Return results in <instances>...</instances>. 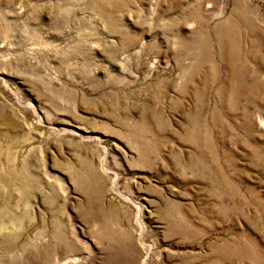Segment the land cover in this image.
I'll use <instances>...</instances> for the list:
<instances>
[{
  "label": "rangeland",
  "instance_id": "374dc122",
  "mask_svg": "<svg viewBox=\"0 0 264 264\" xmlns=\"http://www.w3.org/2000/svg\"><path fill=\"white\" fill-rule=\"evenodd\" d=\"M263 56L264 0H0V264H264Z\"/></svg>",
  "mask_w": 264,
  "mask_h": 264
},
{
  "label": "bare ground",
  "instance_id": "6f19581e",
  "mask_svg": "<svg viewBox=\"0 0 264 264\" xmlns=\"http://www.w3.org/2000/svg\"><path fill=\"white\" fill-rule=\"evenodd\" d=\"M231 30V29H230ZM229 35V34H228ZM233 39V38H232ZM249 40V39H248ZM251 40V39H250ZM255 40V39H254ZM247 42V41H246ZM260 42V41H259ZM246 44V43H245ZM250 44V43H249ZM201 45V44H200ZM247 45V44H246ZM246 47V46H245ZM249 47H251V46H249ZM253 49V48H252ZM224 50V49H223ZM260 50V49H259ZM133 51V50H132ZM246 52V51H245ZM248 52V51H247ZM134 53V52H133ZM137 53V52H136ZM249 54V53H248ZM253 57V56H252ZM264 57V56H263ZM226 58V57H225ZM244 58V57H243ZM159 61V60H158ZM208 61V60H207ZM246 61V60H245ZM254 61V60H253ZM155 62V61H154ZM247 63V62H246ZM241 64V63H240ZM256 66V65H255ZM229 67V66H228ZM256 68V67H255ZM246 69V68H245ZM257 69H258V67H257ZM237 70V69H236ZM247 70V69H246ZM260 70V69H259ZM232 72H233V70H232ZM239 72V71H238ZM241 72V71H240ZM253 75V74H252ZM263 75V74H262ZM258 79V78H257ZM195 81V80H194ZM226 83V82H225ZM243 83V82H242ZM186 84V83H185ZM260 86V85H259ZM232 87V86H231ZM220 88H221V86H220ZM225 88V87H224ZM241 88V87H240ZM253 88V87H252ZM264 88V87H263ZM249 90H250V88H249ZM249 90H248V92H249ZM227 92V91H226ZM250 94V93H249ZM242 96V95H241ZM262 96V95H261ZM199 97H200V95H199ZM255 103V102H254ZM262 105V104H261ZM196 106V105H195ZM256 106V105H255ZM259 107H260V105H258ZM252 108V107H251ZM197 109V108H196ZM260 109V108H259ZM256 111V110H255ZM258 111V110H257ZM260 111V110H259ZM256 113V112H255ZM259 113V112H258ZM257 113V114H258ZM261 114V113H260ZM243 115V114H242ZM260 116V115H259ZM255 117V116H254ZM258 117V116H257ZM264 117V116H263ZM249 118H251V117H249ZM261 119H262V115H261V117H260ZM169 120V119H168ZM259 120V119H258ZM251 121V120H250ZM260 121V120H259ZM262 121V120H261ZM256 122V126L255 127H257L258 129H261L262 130V132H264V124L263 123H261V122H258V121H255ZM244 124V123H243ZM233 125V124H232ZM249 126V125H248ZM251 126V125H250ZM13 127H15V125L13 126ZM243 127V126H242ZM6 130V129H5ZM15 130V129H14ZM245 132V131H244ZM255 132V131H254ZM261 135H262V133H261ZM7 136V135H6ZM245 136V135H244ZM14 139H15V137H14ZM19 139V138H18ZM15 141V140H14ZM13 141V142H14ZM10 143V142H9ZM15 143V142H14ZM11 146V145H10ZM13 147H14V145H13ZM15 148V147H14ZM4 149H6V148H4ZM4 149L2 150V151H4ZM8 154L6 155L7 156V159H10V161H11V159H15L16 157H17V154H14L13 152H7ZM1 159V158H0ZM8 161V160H7ZM2 162V161H1ZM1 162H0V168L2 167V166H4V165H2L1 164ZM2 165V166H1ZM8 165H10V163H8ZM13 166V165H12ZM8 167V166H7ZM4 169H5V167H4ZM12 169H14V168H12ZM6 171V170H5ZM11 174H8V173H6V172H3V173H1L0 172V182H3V181H9L10 182V176ZM23 176V175H22ZM21 176V177H22ZM100 176V175H99ZM30 180V179H29ZM5 184H6V182H4ZM20 216V215H19ZM6 218V217H5ZM9 218V217H8ZM12 220V219H11ZM18 220L19 219H17L16 220V218L14 219V220H12V221H15L16 223L18 222ZM5 226V220L4 219H0V228L2 229V227H4ZM10 227V226H9ZM0 229V230H1ZM10 244V242H8L7 243V245H9Z\"/></svg>",
  "mask_w": 264,
  "mask_h": 264
}]
</instances>
